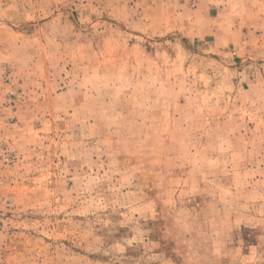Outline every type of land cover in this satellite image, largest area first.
<instances>
[{"label": "rangeland", "instance_id": "374dc122", "mask_svg": "<svg viewBox=\"0 0 264 264\" xmlns=\"http://www.w3.org/2000/svg\"><path fill=\"white\" fill-rule=\"evenodd\" d=\"M0 264H264V0H0Z\"/></svg>", "mask_w": 264, "mask_h": 264}]
</instances>
